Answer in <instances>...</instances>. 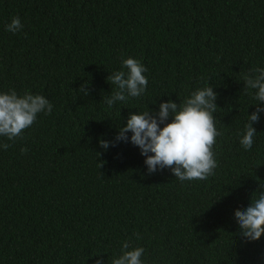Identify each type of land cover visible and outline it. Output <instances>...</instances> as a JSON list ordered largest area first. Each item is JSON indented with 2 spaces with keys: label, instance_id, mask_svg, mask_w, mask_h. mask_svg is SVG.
I'll return each instance as SVG.
<instances>
[{
  "label": "trees",
  "instance_id": "16d2710c",
  "mask_svg": "<svg viewBox=\"0 0 264 264\" xmlns=\"http://www.w3.org/2000/svg\"><path fill=\"white\" fill-rule=\"evenodd\" d=\"M13 17L16 33L5 29ZM128 57L148 69L147 90L109 108L107 77ZM255 68L264 0H0V92L54 105L23 139L0 137L12 145L0 148V264H111L126 240L144 264H264V236L247 241L234 215L264 191V112L252 149L239 142L257 108L244 89ZM205 83L218 94L215 174H148L132 133L115 141L119 128Z\"/></svg>",
  "mask_w": 264,
  "mask_h": 264
},
{
  "label": "clouds",
  "instance_id": "9594fccd",
  "mask_svg": "<svg viewBox=\"0 0 264 264\" xmlns=\"http://www.w3.org/2000/svg\"><path fill=\"white\" fill-rule=\"evenodd\" d=\"M22 27L20 18L13 17L5 29L16 33ZM122 68L127 71H113L107 77L111 87L115 86L110 95L103 99L109 108L117 102H126L129 97L142 96L148 87V79L144 75L148 69L139 60L122 58ZM244 82L246 92L248 89L256 90L254 98L258 101L256 111L248 115V123L239 141L245 150H251L257 133L253 124L259 122L260 113L264 112V108L258 106L259 102H264V68L250 69ZM80 92L89 94L87 82L81 85ZM217 97L214 88L205 83L179 104L169 100L159 105L158 112L147 110L130 113L126 125L119 128L115 141L129 142L128 133H132L130 142L145 157L148 174L167 168L180 181L207 180L215 174L217 162L213 146L221 135L215 127ZM53 107L46 97L31 91H25L22 95L15 89L0 92V137L13 143L23 139L24 131L36 122L38 114L51 115ZM110 144L113 142L100 140V146L105 150ZM11 146L0 143V148L4 150ZM27 152V148H21L22 154ZM261 188L264 189V185ZM257 193L247 208L237 209L234 213L241 230L239 234L247 241H258L264 236V191ZM121 252L120 256L111 259V264H144L141 259L145 252L143 247H132L126 240ZM95 264H104V261L99 259Z\"/></svg>",
  "mask_w": 264,
  "mask_h": 264
}]
</instances>
